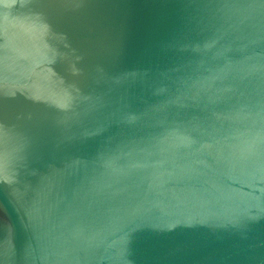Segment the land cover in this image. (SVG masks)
I'll use <instances>...</instances> for the list:
<instances>
[{
  "label": "water",
  "instance_id": "95a60500",
  "mask_svg": "<svg viewBox=\"0 0 264 264\" xmlns=\"http://www.w3.org/2000/svg\"><path fill=\"white\" fill-rule=\"evenodd\" d=\"M0 264H264V0H0Z\"/></svg>",
  "mask_w": 264,
  "mask_h": 264
}]
</instances>
